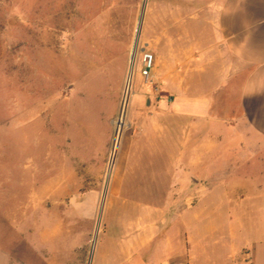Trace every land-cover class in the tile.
Wrapping results in <instances>:
<instances>
[{"label":"rangeland","instance_id":"rangeland-1","mask_svg":"<svg viewBox=\"0 0 264 264\" xmlns=\"http://www.w3.org/2000/svg\"><path fill=\"white\" fill-rule=\"evenodd\" d=\"M222 1L0 0V264H114L120 248L101 236L116 207L158 206L174 195L173 75L180 62L183 72L196 67ZM37 12L50 46L38 75ZM145 50L155 59L148 83L140 76ZM259 166L255 185L243 189L249 197L203 190L208 219L224 231L217 238L246 249L221 264H264Z\"/></svg>","mask_w":264,"mask_h":264},{"label":"crops","instance_id":"crops-1","mask_svg":"<svg viewBox=\"0 0 264 264\" xmlns=\"http://www.w3.org/2000/svg\"><path fill=\"white\" fill-rule=\"evenodd\" d=\"M212 28L196 67L183 72L180 62L173 75L175 193L158 206L116 207L101 236L112 235L120 248L114 264H221L246 252L217 238L224 231L208 219L203 190L249 197L243 189L255 185L251 172L264 165V0H223Z\"/></svg>","mask_w":264,"mask_h":264},{"label":"bare ground","instance_id":"bare-ground-1","mask_svg":"<svg viewBox=\"0 0 264 264\" xmlns=\"http://www.w3.org/2000/svg\"><path fill=\"white\" fill-rule=\"evenodd\" d=\"M68 5V4H67ZM66 5V6H67ZM39 11V10H38ZM58 11V10H57ZM65 11V10H64ZM43 12V11H42ZM55 12V11H54ZM67 12V11H66ZM63 13V12H62ZM55 15V14H54ZM64 15V14H63ZM68 15V14H67ZM66 15V16H67ZM65 17V16H64ZM35 20H34V24L33 25V35H34V59H35V68L37 75L39 74L40 70L42 69L41 66V55L43 53H48V47L49 46V41L47 39H45V35L47 34V30L45 27L46 21L43 19V17L41 16L40 13L37 12V15H35ZM59 18V17H57ZM56 18V20H57ZM59 22V20H58ZM58 27V26H57ZM51 30V29H50ZM55 30V29H54ZM53 30V31H54ZM58 32V30L56 31ZM52 33V32H51ZM49 36V35H48ZM58 36V35H57ZM58 38V37H57ZM59 40V39H58ZM56 41V40H55ZM57 42V41H56ZM56 44V43H55ZM58 44V43H57ZM53 46V45H52ZM52 51V50H51ZM50 52V51H49ZM62 52V51H61ZM135 48L132 50L131 53V58H132V62L134 61L133 59L135 58ZM47 61V60H46ZM46 63V62H45ZM132 67V66H131ZM132 71V70H131ZM35 72V73H36ZM43 72V71H42ZM46 72H50L47 68H46ZM36 76V75H35ZM38 77V76H37ZM36 77V78H37ZM45 77V76H44ZM39 80V79H38ZM46 80V79H44ZM35 81V80H34ZM40 81V80H39ZM38 81V84H40V82ZM131 82V74L129 75L128 78V86L130 85ZM37 83V82H36ZM45 84V83H44ZM56 84V83H55ZM47 85V84H46ZM40 91V90H39ZM44 90H41V92H43ZM42 94V93H41ZM44 97L43 102L39 103V109L42 110V114L43 115H47L49 113V104H48V98L49 96L47 95V89L44 91ZM40 96V93H39ZM39 100V99H38ZM44 117V116H43ZM19 119L23 120L24 119V110H23V102H21V108L19 111Z\"/></svg>","mask_w":264,"mask_h":264},{"label":"built area","instance_id":"built-area-1","mask_svg":"<svg viewBox=\"0 0 264 264\" xmlns=\"http://www.w3.org/2000/svg\"><path fill=\"white\" fill-rule=\"evenodd\" d=\"M154 56L148 51H144L142 54V67L140 69V76L142 79L148 83L152 77V72L154 69Z\"/></svg>","mask_w":264,"mask_h":264},{"label":"water","instance_id":"water-1","mask_svg":"<svg viewBox=\"0 0 264 264\" xmlns=\"http://www.w3.org/2000/svg\"><path fill=\"white\" fill-rule=\"evenodd\" d=\"M145 5H146V2H144V4H143V9H142L141 17H140L139 23H138V28H137V33H136V36H135V43H134V46L135 47L137 45L138 38H139V35H140V27H141V22H142L143 14H144ZM149 102H150V99L147 98V103H149ZM121 124H122V122L120 121L119 125H121Z\"/></svg>","mask_w":264,"mask_h":264}]
</instances>
